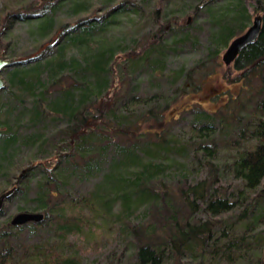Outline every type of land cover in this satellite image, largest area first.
<instances>
[{
  "label": "trees",
  "instance_id": "obj_1",
  "mask_svg": "<svg viewBox=\"0 0 264 264\" xmlns=\"http://www.w3.org/2000/svg\"><path fill=\"white\" fill-rule=\"evenodd\" d=\"M151 1L154 9L148 11L150 0L130 9L122 0H30L14 9L15 0H3L0 54L18 50V24H28L40 38L28 57L10 58L1 71L0 193L12 185L11 199H26L35 183L31 204L16 211L44 219L12 227L10 217L0 224V264H84L82 253L104 243L111 249L103 264H208V250L220 241L226 264H264V0H240L244 5L235 23L217 31L228 45L254 15L262 18L255 41L233 63L223 59L232 71L226 80L239 86L236 94L229 93L216 111L189 107L169 121L166 113L179 93L172 100L143 97L138 80L146 72L162 74L163 41L176 37L172 43L183 45L176 34L190 23L171 16L180 11V0ZM96 6L99 17L92 14ZM64 7L69 18L56 22ZM147 18L156 28L145 34ZM192 74L178 72L177 91L185 92ZM176 128L198 159L192 172L173 177L153 160L169 145L177 150V142H170ZM94 176L101 181L88 192L77 195L68 188L72 179ZM165 182L175 185V194L162 193L159 185ZM119 202L126 216L116 210ZM142 208H155L161 222L146 223L144 213L134 217ZM220 218L224 227H218ZM234 223L241 225L239 237L230 234ZM25 228L51 236L20 245L18 234ZM129 243L134 248L127 257Z\"/></svg>",
  "mask_w": 264,
  "mask_h": 264
},
{
  "label": "rangeland",
  "instance_id": "obj_2",
  "mask_svg": "<svg viewBox=\"0 0 264 264\" xmlns=\"http://www.w3.org/2000/svg\"><path fill=\"white\" fill-rule=\"evenodd\" d=\"M28 1L30 0H15L12 9L20 7L22 3H26ZM122 1L127 3L128 9H130L132 7V4H139L145 0ZM203 1L204 0H180V11H174L171 16L174 18L180 16L179 20H177L178 23H183L185 19H189V28L180 30L176 34L180 35L181 38L183 37V45L172 43L176 37L171 40L169 39L168 42L166 41V38L163 41L164 44L167 45H165V70L162 72V74L160 73L161 75L159 73L153 75L152 73L149 74L150 72H146L148 74L143 75V77L138 80V94L143 97L151 96L153 94H161L169 100H172L174 96H176V92L179 93L176 101L171 104L172 107L166 113V119L168 121L176 118L181 111L189 107L205 109L208 111H216L227 102L229 93L233 95L236 94L239 87L238 85L228 83V81L226 80L227 76L232 71L230 68H226V65L223 61V55L226 53L230 43L228 45L221 43V41L218 40L217 31L220 28L229 27L230 25L234 24L237 15L242 12V7L244 4L240 0H213L212 3H207L206 5L199 7ZM150 3L151 5L148 7V11L154 9V1L150 0ZM165 3L166 2H164V4ZM2 7L3 0H0V9ZM168 9L169 8L164 10V13L167 12ZM92 10V14L95 17H99L102 14V11L99 10L98 6L93 7ZM66 12L67 7L58 10L55 21L61 22L63 21V19H68L69 16H64ZM180 13L182 15H180ZM192 13L195 15L193 17V21L190 17ZM255 16L257 15H254L251 18V21L247 24V28L245 29V31L252 24L253 18ZM127 17L128 16H123L120 17V19L121 21L127 22ZM144 24L145 26L142 27V30L146 28V30L144 31L145 34L153 32V30L156 28V25L153 23V19L147 18ZM131 25V23H127V27ZM115 27L121 28V24L118 23L117 25H115ZM15 28L21 33L20 40L18 41V43H16V46H18V50H16V52L14 53H10L8 51L5 54H0V59L7 62L10 60V58L13 59L16 57H28L30 53L34 51L33 44H35L40 38L39 34L33 33V30L29 28L28 24H18L15 26ZM241 35L239 34L238 37ZM138 41L140 45L145 43V39L143 38H138L137 42ZM215 50L217 52H214ZM125 67L126 66H123L121 68L122 72L125 71ZM181 70H193L192 77L190 81L187 82L185 92L183 93L177 91L179 83L176 80V75ZM0 77L3 79L2 72L0 73ZM134 116L137 117L136 114ZM178 132L179 130H177L176 128L174 130V136L171 138L173 140L170 141L172 144L177 142V144L179 145L177 150H174L173 147L169 145L170 147L168 146L167 148L169 150H167L165 153L160 152L153 160V163H158L161 167L166 168L167 172L170 171V175L173 177H176V175H178V173L181 171L192 172L194 168L197 167L198 159V155L196 154L197 157L195 156L194 148L193 146H191L193 144L186 141V138L180 137ZM111 139L119 143L127 142L126 139H120L112 134ZM139 141H143V139L139 138ZM136 146H138L141 150L144 149V144H140V142H138ZM180 148H184L183 152L185 153L182 152L180 154ZM219 157L220 156H218V158ZM222 161L224 160L222 159ZM20 168H22V165ZM133 172L134 171L129 172L128 174H124L125 180L126 178L131 177ZM193 174H195V172ZM194 176L195 175L189 178V182L190 179H193ZM13 181L15 182L14 179ZM98 181H101V178H99L98 176H94L89 181L80 182L78 180L72 179L68 181V184H66L68 185V188L73 186L72 191L79 195L90 191ZM174 186L175 185L171 183L165 182L164 185H159V188H162V193L172 195V192L173 194H175L176 192V187L174 188ZM12 187L16 186L9 185L5 188V190L11 189ZM28 188L29 189H27V191L29 193L26 199L20 196L19 198L9 199L4 203L3 207L5 214L0 216V224L8 220L10 217L14 216L16 213H19L18 211H16L18 210L16 208L21 206L24 202L31 204L30 202L32 201V198L35 197V183H31ZM117 206L118 208H116V210L123 212L120 202L117 203ZM142 210L143 208L139 209L134 217L141 216L144 213V217H149V221H147L146 223L154 224L157 222L156 224H159L161 222V219L159 223L157 221V218L159 220L160 213L156 212L155 208L151 209V211L145 210L144 212H142ZM123 214L126 216L127 213L123 212ZM220 219L221 223L218 227H224V223H222V220L225 219ZM241 233V225H239V223H234L232 229L230 230L231 236L239 237ZM49 236L51 235L46 230L38 232L25 228L23 231L19 232L18 242L20 245L36 244L42 239L48 238ZM112 240L113 239L109 240V242ZM222 243L224 242L220 241L215 246L211 247L210 251L208 250V264H226L224 261V257H222L221 255V251L224 248ZM133 246L134 244L129 243L127 248L124 249V246L121 245V247H119V251L121 252L124 249L126 256L129 257L130 253H132V249L134 248ZM110 249L111 245H107V243H104L102 245V248H98L96 251H94L93 247L87 248L82 253L83 263L103 264L105 262V253ZM213 250L215 251L213 252ZM20 251L21 249L19 250V253ZM244 253L246 252L244 251L241 253H237L236 256H241Z\"/></svg>",
  "mask_w": 264,
  "mask_h": 264
},
{
  "label": "water",
  "instance_id": "obj_3",
  "mask_svg": "<svg viewBox=\"0 0 264 264\" xmlns=\"http://www.w3.org/2000/svg\"><path fill=\"white\" fill-rule=\"evenodd\" d=\"M262 18L260 16H255L253 18L252 24L248 27V29L241 36L233 39L226 53L223 55V59L226 64H231L235 61L239 53L252 44L255 39L258 37L261 31ZM8 62L0 59V73L7 66ZM4 87V81L0 77V90ZM36 163H33L35 166ZM21 178V177H20ZM16 187H12L11 189L5 190L0 193V210L2 209L4 203L11 199ZM44 219V215L41 213H31V212H20L16 213L11 217L9 221V225L12 227L22 226L28 223H40Z\"/></svg>",
  "mask_w": 264,
  "mask_h": 264
}]
</instances>
